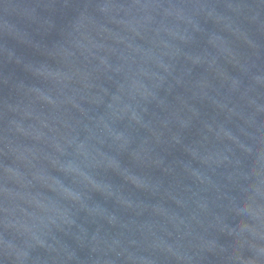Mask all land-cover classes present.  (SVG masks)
Segmentation results:
<instances>
[{"label": "water", "instance_id": "obj_1", "mask_svg": "<svg viewBox=\"0 0 264 264\" xmlns=\"http://www.w3.org/2000/svg\"><path fill=\"white\" fill-rule=\"evenodd\" d=\"M0 264H264V0H0Z\"/></svg>", "mask_w": 264, "mask_h": 264}]
</instances>
